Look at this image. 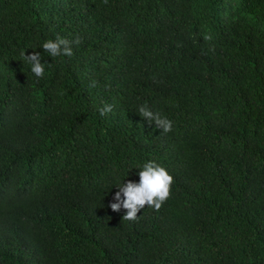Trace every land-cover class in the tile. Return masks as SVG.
<instances>
[{
	"label": "trees",
	"instance_id": "obj_1",
	"mask_svg": "<svg viewBox=\"0 0 264 264\" xmlns=\"http://www.w3.org/2000/svg\"><path fill=\"white\" fill-rule=\"evenodd\" d=\"M149 161L171 195L123 220ZM0 264H264V0H0Z\"/></svg>",
	"mask_w": 264,
	"mask_h": 264
},
{
	"label": "clouds",
	"instance_id": "obj_2",
	"mask_svg": "<svg viewBox=\"0 0 264 264\" xmlns=\"http://www.w3.org/2000/svg\"><path fill=\"white\" fill-rule=\"evenodd\" d=\"M107 3V0H104ZM205 40H211L210 35L204 37ZM79 38L75 41L79 44ZM73 42L59 35L55 40L49 39L45 41L42 48L49 54L50 57L72 56L73 50L71 44ZM24 59L31 67V72L37 77L42 78L45 73V66L41 61V54L33 52L31 55L22 53ZM111 111L110 105H105L100 109L101 115ZM139 115L147 119L149 124L154 123L163 133H168L172 130V121L167 117L162 116L158 112L150 110L147 104L139 106L137 109ZM139 182L128 180L127 183L118 185V191L115 193L114 201L110 203L112 211L119 212L122 208L126 210L123 220L135 221L138 218V213L145 206L159 210L162 204L171 195V186L174 178L169 172L155 161H149L143 164L138 173Z\"/></svg>",
	"mask_w": 264,
	"mask_h": 264
}]
</instances>
